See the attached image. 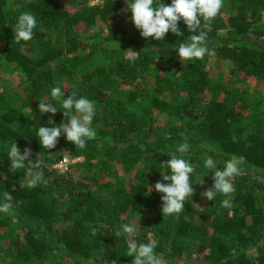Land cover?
I'll use <instances>...</instances> for the list:
<instances>
[{
	"label": "trees",
	"instance_id": "trees-1",
	"mask_svg": "<svg viewBox=\"0 0 264 264\" xmlns=\"http://www.w3.org/2000/svg\"><path fill=\"white\" fill-rule=\"evenodd\" d=\"M92 1L0 0V81L9 86L0 92V201L4 191L13 196V214L0 213V264H131L127 238L115 236L125 223L136 226L138 243L155 240L161 264H264V89L256 91L264 85V0H223L207 37L215 55L186 62L176 48L198 32L183 21L182 36L145 39L122 11L125 0ZM26 11L37 27L16 43ZM214 60L230 64L243 90L228 87L223 71L213 76ZM57 84L65 98L95 102L96 139L83 150L63 135L54 149L39 143V127L67 122L51 97ZM39 101L55 116L42 115ZM13 142L43 161L46 185L30 189L26 169L9 171ZM183 142L188 151L176 154L195 167L194 195L180 214L163 216L162 194L147 187L169 172L160 164ZM62 151L81 160L66 173L53 169ZM207 156L214 169L204 167ZM232 156L245 160L235 193L198 208ZM226 198L230 209L221 207Z\"/></svg>",
	"mask_w": 264,
	"mask_h": 264
},
{
	"label": "clouds",
	"instance_id": "clouds-1",
	"mask_svg": "<svg viewBox=\"0 0 264 264\" xmlns=\"http://www.w3.org/2000/svg\"><path fill=\"white\" fill-rule=\"evenodd\" d=\"M126 7L124 12H131V22L139 31L141 37L152 38L156 41L164 40L169 32L179 37L183 33L179 28V23L187 26L191 34L184 42L179 43L178 56L183 62L191 60H202L207 56H214L215 51L207 47L208 33L211 32L212 22L223 8V0H171L170 5H166L163 0H125ZM203 21V23H202ZM37 27L35 15L29 11L19 15L15 25L14 41L20 43L33 39L34 29ZM43 30V29H41ZM131 56L138 53L128 50ZM51 97L60 103L63 109V116L67 122L62 121L59 126L39 127L37 136L39 143L46 150L56 148L59 138L63 135L66 140L72 143L75 148L83 150L88 141L96 139V131L92 127V121L96 115L95 102L87 97H77L73 92L64 97L59 84L52 87ZM38 110L43 115L45 113L55 116L57 108L44 101H39ZM49 123H52L49 120ZM187 142L180 143L175 153H170V159L160 164L161 168H167L168 173H161V179L154 185L147 188L151 191L161 193V212L163 216L180 214L184 211V205L189 197L194 195L193 184L190 177L195 172V167L186 159L180 158L176 153H186L189 149ZM62 151L59 155L64 158L56 167H61L67 158ZM31 149L25 147L23 154L16 142L11 143L8 150L10 161L9 171L26 169L28 188H35L40 184H47L49 179L45 178L43 161L30 159ZM80 160V159H79ZM81 161V160H80ZM245 160L243 156H232L224 162L223 170L214 171V184L201 195L209 201H213L216 194L222 193L225 197L231 196L236 189L232 178L241 174V165ZM204 167L214 169L216 162L212 156H207L204 160ZM168 182V183H165ZM15 191V187L12 188ZM3 200L0 201V213L6 215L13 214V196L9 191H4ZM230 199H223L221 207L232 208ZM95 234V230H93ZM137 228L134 224L125 223L115 232L116 237L124 236L127 238V256L134 257L131 264H161L160 258L155 252V240L148 243H138L135 239ZM111 264H117L113 260Z\"/></svg>",
	"mask_w": 264,
	"mask_h": 264
},
{
	"label": "rangeland",
	"instance_id": "rangeland-1",
	"mask_svg": "<svg viewBox=\"0 0 264 264\" xmlns=\"http://www.w3.org/2000/svg\"><path fill=\"white\" fill-rule=\"evenodd\" d=\"M97 3H98V1L95 0V1H92V2H91V5H94V4H97ZM120 20L122 21V23H123L124 25H127V17H126V15H125V13H121V15H120ZM230 70H231V66H230V64H229L228 62L220 61V60H214L213 63H212V70H211V72L214 73V74H213L214 77H215L220 71H221V72L223 71V72L226 74V77L224 78V80L226 81L228 87H234V86H236V87H238L240 90H243L244 86H243L242 84H239V83L236 84L234 77H233L231 74H228V71H230ZM217 72H218V73H217ZM5 86L7 87L8 85L5 84L3 81H2V82L0 81V92L3 90V88H4ZM8 87H9V86H8ZM258 88H259V89H257L256 91L260 93V92L263 91V89H264V85H260ZM206 98H209V97L206 96ZM157 121H158V124H159V125L162 124V120H161V119H158ZM25 183L27 184V180H26ZM203 198H204V197H200L199 202H198V203H199L198 208H202V207H203V205H204V199H203ZM252 251H253V250H252ZM249 253H250V252H249ZM252 255H254V251L252 252Z\"/></svg>",
	"mask_w": 264,
	"mask_h": 264
},
{
	"label": "built area",
	"instance_id": "built-area-1",
	"mask_svg": "<svg viewBox=\"0 0 264 264\" xmlns=\"http://www.w3.org/2000/svg\"><path fill=\"white\" fill-rule=\"evenodd\" d=\"M64 158V157H63ZM62 158V159H63ZM62 159H60V160H62ZM60 160L53 166V169H55L57 172H59V173H66L67 172V170H68V165L69 164H73V163H75V162H78V161H80L79 159H74V160H70V159H68V158H66L65 160H64V162H63V165L61 166V167H56V165L58 164V163H60Z\"/></svg>",
	"mask_w": 264,
	"mask_h": 264
}]
</instances>
